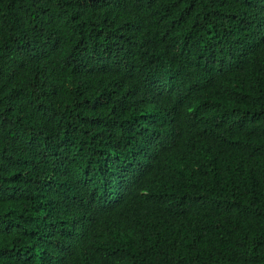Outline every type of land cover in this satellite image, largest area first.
<instances>
[{
    "label": "trees",
    "instance_id": "trees-1",
    "mask_svg": "<svg viewBox=\"0 0 264 264\" xmlns=\"http://www.w3.org/2000/svg\"><path fill=\"white\" fill-rule=\"evenodd\" d=\"M0 264H264V0H0Z\"/></svg>",
    "mask_w": 264,
    "mask_h": 264
},
{
    "label": "clouds",
    "instance_id": "clouds-1",
    "mask_svg": "<svg viewBox=\"0 0 264 264\" xmlns=\"http://www.w3.org/2000/svg\"><path fill=\"white\" fill-rule=\"evenodd\" d=\"M150 150L153 152V150H154V147H153V145L151 146Z\"/></svg>",
    "mask_w": 264,
    "mask_h": 264
}]
</instances>
